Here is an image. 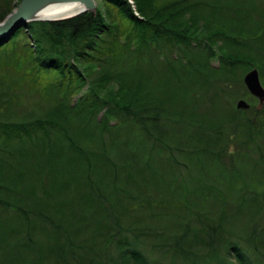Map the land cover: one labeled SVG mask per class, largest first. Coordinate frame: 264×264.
I'll use <instances>...</instances> for the list:
<instances>
[{
  "label": "trees",
  "instance_id": "16d2710c",
  "mask_svg": "<svg viewBox=\"0 0 264 264\" xmlns=\"http://www.w3.org/2000/svg\"><path fill=\"white\" fill-rule=\"evenodd\" d=\"M101 4L0 38V264H264L263 12Z\"/></svg>",
  "mask_w": 264,
  "mask_h": 264
},
{
  "label": "water",
  "instance_id": "95a60500",
  "mask_svg": "<svg viewBox=\"0 0 264 264\" xmlns=\"http://www.w3.org/2000/svg\"><path fill=\"white\" fill-rule=\"evenodd\" d=\"M54 5H72L78 11L69 16L53 15L51 17H44L43 12L48 7ZM96 9L95 0H21L15 10L10 12L0 22V38L13 33L18 28H25L33 22L63 21L85 12L95 13ZM243 83L250 95L257 98L260 105H264V88L260 83L256 69H253L244 76ZM249 107L250 105L244 100H239L236 104V108L239 110H247Z\"/></svg>",
  "mask_w": 264,
  "mask_h": 264
},
{
  "label": "rangeland",
  "instance_id": "374dc122",
  "mask_svg": "<svg viewBox=\"0 0 264 264\" xmlns=\"http://www.w3.org/2000/svg\"><path fill=\"white\" fill-rule=\"evenodd\" d=\"M10 1H11V6L10 7L12 8L11 9V12H12L13 10H15V8L17 7V5L19 4V0H10ZM255 1H256V5H257V9L256 10H258V9L264 10V0H255ZM95 2H96L97 7L98 6L99 7L102 6L101 0H95ZM249 12H251V11H249ZM254 18L257 19L256 15L253 17V19ZM258 20H259V23L264 26V20L261 21V18L258 19ZM258 56H259V53L256 52V57H258ZM261 57H262V55H261ZM261 60H262V58L259 59V61H261ZM255 65H256V68L259 69V71H260V82H261L262 85H264V70L262 69V65H259L258 64V61H256V64ZM242 81H243V76H242ZM244 87H245V85H244ZM262 87H264V86H262ZM245 90L246 91H245L244 95L242 96V98L235 100V106H236L238 100H244L249 105L252 106V110L259 109V108H257L259 106L258 101L251 97V95L247 91L246 87H245ZM24 92L21 93V97L22 98L20 99V103H26V104H28L29 102H31V98H30V96L27 98L26 96H28V94H26L27 93L26 91H24ZM35 100L39 101L40 99L38 97V99H35ZM236 232H238V229L237 228H236Z\"/></svg>",
  "mask_w": 264,
  "mask_h": 264
},
{
  "label": "flooded vegetation",
  "instance_id": "af4514ba",
  "mask_svg": "<svg viewBox=\"0 0 264 264\" xmlns=\"http://www.w3.org/2000/svg\"><path fill=\"white\" fill-rule=\"evenodd\" d=\"M255 12H263V14H264V10H261V9H258V10H256ZM264 20V19H263ZM262 39L264 40V35L262 36ZM256 52L257 53H259V56L258 57H256ZM251 60L249 61V69H248V71L245 73V74H243V78H244V76L248 73V72H250V71H252L253 69H256L257 70V72H258V76H259V80H260V71H259V69H257L256 68V61H258V64L259 65H262V69L264 70V51H254V52H251ZM261 55H262V57H261ZM256 58V59H255ZM260 58H262V60L261 61H259V59ZM256 60V61H255ZM261 83V82H260ZM262 85V84H261ZM262 86H264V85H262ZM264 88V87H263ZM251 97L252 98H254L255 100H257L258 101V99L257 98H255V97H253L252 95H251ZM239 101V100H238ZM258 103H259V101H258ZM264 105H260L259 104V106L257 107V108H259V109H261L262 107H263ZM250 108H252V106L250 105V107H249V109ZM248 110V109H247Z\"/></svg>",
  "mask_w": 264,
  "mask_h": 264
},
{
  "label": "bare ground",
  "instance_id": "6f19581e",
  "mask_svg": "<svg viewBox=\"0 0 264 264\" xmlns=\"http://www.w3.org/2000/svg\"><path fill=\"white\" fill-rule=\"evenodd\" d=\"M77 11H78V9H74L72 5H54V6L48 7L43 12V16L44 17H51L53 15H55V16H59V15L69 16V15L76 13Z\"/></svg>",
  "mask_w": 264,
  "mask_h": 264
}]
</instances>
